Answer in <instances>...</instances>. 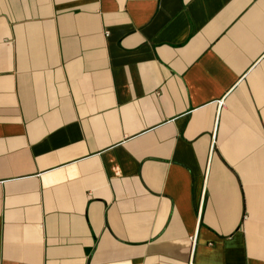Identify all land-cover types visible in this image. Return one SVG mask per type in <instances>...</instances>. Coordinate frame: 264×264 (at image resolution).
Segmentation results:
<instances>
[{"label": "crops", "instance_id": "0c3cea01", "mask_svg": "<svg viewBox=\"0 0 264 264\" xmlns=\"http://www.w3.org/2000/svg\"><path fill=\"white\" fill-rule=\"evenodd\" d=\"M0 264H264V0H0Z\"/></svg>", "mask_w": 264, "mask_h": 264}]
</instances>
